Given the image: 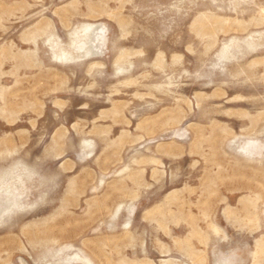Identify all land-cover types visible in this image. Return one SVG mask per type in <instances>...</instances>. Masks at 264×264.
I'll return each instance as SVG.
<instances>
[{
  "label": "rangeland",
  "instance_id": "374dc122",
  "mask_svg": "<svg viewBox=\"0 0 264 264\" xmlns=\"http://www.w3.org/2000/svg\"><path fill=\"white\" fill-rule=\"evenodd\" d=\"M0 264H264V0H0Z\"/></svg>",
  "mask_w": 264,
  "mask_h": 264
}]
</instances>
